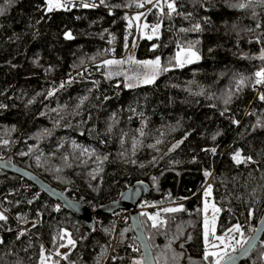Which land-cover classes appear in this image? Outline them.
Returning <instances> with one entry per match:
<instances>
[{"label":"trees","instance_id":"16d2710c","mask_svg":"<svg viewBox=\"0 0 264 264\" xmlns=\"http://www.w3.org/2000/svg\"><path fill=\"white\" fill-rule=\"evenodd\" d=\"M136 2L104 0L101 7L49 12L45 0H0V159L33 171L92 210L147 182L151 192L143 202L181 201L168 208L184 209L164 212L156 228L140 213L156 264H213L214 257L204 259V191L211 187L220 209L218 234L240 224L247 239L264 210V100L255 98V73L264 69V0H175L170 17L164 1L143 8L159 33L139 41L135 58L160 57L168 70L151 84L127 87L110 73L122 65L103 62L125 57L134 33L128 12L143 11ZM240 3L248 7H233ZM189 47L200 59L178 67V49ZM74 68L71 80L56 88L53 78ZM237 151L243 163L233 159ZM7 192L6 209L16 219L26 211L41 215L33 231L49 250L60 253L65 232L76 244L63 260L50 257L7 218L0 220V264H39L42 252L53 264H97V252L109 247L112 215H95L89 228L22 177L0 169L2 198ZM33 192L38 198L31 201ZM133 234L127 220L116 240L128 242ZM136 248L119 245L109 264H127L126 255L142 260ZM240 264H264V234Z\"/></svg>","mask_w":264,"mask_h":264},{"label":"snow or ice","instance_id":"6c2138e0","mask_svg":"<svg viewBox=\"0 0 264 264\" xmlns=\"http://www.w3.org/2000/svg\"><path fill=\"white\" fill-rule=\"evenodd\" d=\"M4 2L6 4H10L13 2V0H4ZM104 0H101V3H103ZM153 0H137V2L135 3V6L137 8H143L145 3H152ZM249 2H251V0H249ZM48 3V11L51 12L54 8H59L61 7V3L60 0H47ZM90 5L88 4H84L83 7H89ZM93 7H95V5H91ZM239 7L241 9L248 7V4L245 3H240L239 5H233V7ZM167 8H168V15L169 17L171 16L172 13L177 12V8H176V2L175 0H171V2L167 3ZM3 8H0V15H3ZM179 14V13H177ZM142 14H139L137 16L134 17L135 20H140V16ZM131 23V22H130ZM257 27H259V25H257ZM195 29L197 31L201 30L200 25L197 24L195 26ZM159 30V25H156L153 27L152 31L155 34L157 31ZM181 31H187V29H181ZM66 38L67 39H72V35L71 33H67L66 34ZM151 38V37H149ZM155 47V46H154ZM193 58L198 60L200 57L199 55L192 50L191 47L187 48V49H181L180 52L177 53L175 60H176V64L177 66L183 67L185 63H191L193 62ZM261 59H264V55L261 56ZM129 61L132 63H135L137 65L142 66L143 68H145L147 71L143 74V80L142 82L145 84H151L155 81L157 75L161 72V71H167V68H162L161 67V60L160 57H156V59L154 60H146V61H135L133 60L131 57H129ZM125 61L123 60H105L103 63L105 65H118V64H123ZM256 79H255V84L256 85H264V69L258 71L255 73ZM136 79H141L140 76H137ZM244 84V79L242 78L238 84V87H242ZM127 87H133L134 85L132 84H128L126 85ZM52 93H49V95H51ZM261 100H264V94H261L259 97ZM84 100L87 99V97L83 98ZM231 100V96H229L228 99H226L224 101L225 104L229 103ZM81 103H83V100L81 101ZM141 135H144V133L141 131ZM213 139H215V137H213ZM7 143V142H5ZM157 143H160V141H157ZM182 143V141H181ZM136 142L134 141L133 143V148H135ZM149 147H154V145H150ZM211 151L213 153H215V149H211ZM104 159L106 160L107 157H104ZM233 159L236 161L237 164L243 163L244 162V158L241 157V154L239 151H237L235 153V155L233 156ZM247 160H251V157H247ZM133 163H135V161H132ZM143 166V165H141ZM209 173L205 172V176H208ZM93 179H95V177H93ZM155 179V178H154ZM205 197H208L211 195V187H209L205 193H204ZM208 203L207 201L205 202L204 205V211L205 213H207L208 210ZM212 207V211H213V219H212V225L211 227L209 226V221L207 218V215H205V231H204V240H205V245H206V249H205V254H204V259L208 260L210 257H215V260L213 262V264H221V261L228 259L231 260L232 256L229 254L228 249L231 248L232 251H236V247L238 246L240 249H244V245L249 243V240L251 238L248 239H243V240H237L235 241V246L233 245V243L231 242L232 240L235 239L234 235H229V234H240L241 237H243V232H242V226L240 224H235L233 227L229 228L227 230V233L224 236H215V219H216V214L219 213L220 209L217 208L214 204L211 206ZM59 207L56 208V211H59ZM163 212L165 213H175V212H180V211H184L183 206H179V207H174V208H164L162 209ZM143 215H147L148 219L151 220L152 223V227L156 228L158 226H160L161 224L164 223V221H162L160 219V215L159 213H156L155 215H149L147 213H143ZM249 215L251 216L252 213L250 211ZM0 220H7V217L3 214L0 213ZM211 236L220 241V245H223V250L221 251H208V246L210 245V241H209V236ZM64 236H69L68 238V244L72 245L73 247L76 244V241L71 239L70 235L68 233H64L60 238L63 239ZM2 242V241H0ZM220 245H216V244H211L212 248H219ZM61 247H66V245H61ZM137 248H133V251H137ZM57 255H60V253H57ZM66 258V256H65ZM45 257L43 255V252L41 254V264H44L45 262ZM113 259H115V257H113ZM97 264H99V261H97ZM132 264H144L143 260H133Z\"/></svg>","mask_w":264,"mask_h":264},{"label":"water","instance_id":"95a60500","mask_svg":"<svg viewBox=\"0 0 264 264\" xmlns=\"http://www.w3.org/2000/svg\"><path fill=\"white\" fill-rule=\"evenodd\" d=\"M0 169L22 177L23 179L31 183L34 187L43 192L46 196L56 202H59L61 206L68 212L83 220L86 226L89 228H93L95 225V215H111L120 209L130 211L129 223L139 244L142 254V260L144 261V264H156L149 241L146 237L144 228L140 220V213L137 210L138 204L151 192V187L147 182L137 181L133 183L131 186L122 190L116 199L101 204L97 206L96 209L92 210L85 204L69 198L62 190L51 185L36 173L25 167L0 159ZM263 234L264 210L255 228L251 232V235L248 237L251 238L249 240V243L244 245V249H239L231 253L230 255L232 256V259H225L221 261V264H240L253 251V249L261 240Z\"/></svg>","mask_w":264,"mask_h":264},{"label":"built area","instance_id":"2783aa9c","mask_svg":"<svg viewBox=\"0 0 264 264\" xmlns=\"http://www.w3.org/2000/svg\"><path fill=\"white\" fill-rule=\"evenodd\" d=\"M63 4L66 7H83L84 4L88 5H95L96 7H101V1L100 0H61ZM164 1L165 3L171 2V0H156V2ZM142 2V1H141ZM155 3V2H154ZM152 3H145L143 8L148 7ZM156 23H149V28L153 29L154 26H156ZM159 33V30L155 33L157 35ZM77 69L74 68L72 69L71 72H68L64 76L58 77V78H53L52 82L55 85L56 88L64 85L67 81L71 80L73 75L76 73ZM45 74V73H44ZM255 98L258 97L260 94L264 92V85H255ZM206 184L204 185L203 189L206 188ZM30 188L29 186H27ZM30 190H27L26 192H29ZM10 193H4L3 198L2 195H0V213H3L7 218H10L11 220L14 221L16 225L17 232L20 235H26L30 238L39 240V242L42 245V249L44 253H48L54 257H57L59 260H63V258L60 255H57V253L52 252L51 250L48 249V247L44 244V242L40 239V237L33 231V225L39 223L41 220V215L37 213L34 217H30V212L26 211L24 213V218L23 219H16L15 214L8 211L6 209V204L10 202L9 199ZM38 198V192H33L31 194L30 200L34 201L35 199ZM181 201H176V202H162V203H155V204H148L143 201H141L138 206L137 210L139 213H148L149 215H155L156 213H159L160 217L164 215V212L162 209L171 207L175 204H179ZM129 212L128 210H118L114 212L112 215L114 221H115V231L113 233V237L110 240V245L107 250V255L105 257L104 264H109V261L111 258L114 257L115 251L119 248V245H123L125 247H131L136 248L137 246L139 247V244L137 242L136 236L133 234L128 242L120 244L116 240L117 232H118V226L121 223H125L127 220H129ZM205 223V222H204ZM244 225H248V219H245L243 221ZM205 231V226L204 224L202 225V235L204 234ZM96 233H101L99 229H95ZM126 260L127 264H132L134 257L131 255H126Z\"/></svg>","mask_w":264,"mask_h":264},{"label":"rangeland","instance_id":"374dc122","mask_svg":"<svg viewBox=\"0 0 264 264\" xmlns=\"http://www.w3.org/2000/svg\"><path fill=\"white\" fill-rule=\"evenodd\" d=\"M154 2H156V0H153L152 3H154ZM60 3H61L62 6L59 7V8L65 7V5L63 4V2L61 0H60ZM45 4H46V8L48 9L47 0H45ZM139 10H143V8H141V9L138 8V11ZM130 12H132V11H129L128 12V14H129L128 26H129L130 29H133L134 33H133V37L131 39V42L128 44L127 53H126L125 57L123 59H121V60H123L125 62L123 64H121L122 65L121 72L119 71V67H113L112 69H110V73L114 74L115 76H122L124 78L123 81L126 82L127 84H132V85L145 84V83L142 82V80H143V74L147 70L145 68H143L142 66H140V65H137L135 63L130 62L129 61V57H131L135 61H138L135 58V51H136V48H137V45H138L139 41L141 39H143V38L151 39V38L155 37L156 35L153 33L152 29L149 28V24L145 20L146 14H147V11L146 10H143V11H140V12H136V13H133V14L130 13ZM139 14H142L140 16V20H135L134 17L137 16V15H139ZM149 37H151V38H149ZM181 49L182 48H179L178 51H177V53L180 52ZM183 49H186V48H183ZM177 53H176V55H177ZM199 57H200V55H199ZM150 60H154V59H150ZM143 61H146V60H143ZM195 61H197V60L193 58V62H195ZM186 64H189V63H185L184 65H186ZM178 67H180V66H178ZM121 73H125V75H121ZM137 76H140L141 79H136ZM205 191H204V193H205ZM204 193H203V199H202V201H203L202 202V211H203L204 217H205V215H207V218H208V221H209V226L211 227V225H212V219H213V211H212V207L211 206L214 204L217 208H219V207L214 203V201L212 199V195H210L208 197H205ZM206 201H207V203L209 205L208 210H207V213H205V211H204V205H205V202ZM30 214H31V212H30ZM219 214H220V211H219V213L216 214V219H215V236H224L227 233V230L228 229L226 231L222 232L221 234H218L216 232V227H217V224H218ZM15 217H17L16 214H15ZM23 218H24V215H21L19 217V219H23ZM247 219H249V217H247ZM204 222H205V219H204ZM204 222H203V224L205 225ZM229 235H234V237H235V239L231 241L234 246H235V241L245 239L244 237H241L240 234H238V233H236V234H229ZM68 238L69 237L67 236L66 237V242L64 244V245H66V247H62L61 250H60V256L61 257H64V253L67 252L72 247V245H69L68 244ZM209 241H210V245L208 246V251H221V250H223V245H220V241L214 239L211 236V234L209 236ZM203 243H204V249H206L205 240H204V234H203ZM211 244L220 245V247L219 248H212L211 247ZM237 247H236V249H237ZM108 248L109 247H107V246L101 247L100 250L97 252V261H99V264H104V261H105L106 255H107L106 253H107ZM51 251L52 252L59 253L58 251H53V250H51ZM229 251H232V249L229 248L228 249V252ZM49 256L51 257V255H49ZM54 258H56V257H54ZM214 260H215V257H214ZM39 264H41V261L39 262ZM44 264H53V262L51 260H48L46 258ZM64 264H70V263H64Z\"/></svg>","mask_w":264,"mask_h":264}]
</instances>
